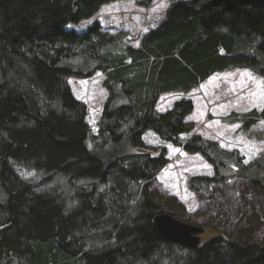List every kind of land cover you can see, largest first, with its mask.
Segmentation results:
<instances>
[{
  "label": "trees",
  "instance_id": "1",
  "mask_svg": "<svg viewBox=\"0 0 264 264\" xmlns=\"http://www.w3.org/2000/svg\"><path fill=\"white\" fill-rule=\"evenodd\" d=\"M117 1L0 0V264H264V152L245 164L196 134L192 100L157 109L161 96L234 68L264 78V3L171 0L139 47L98 22L67 29ZM96 73L107 96L94 133L69 80ZM262 121L264 107L223 119L264 143ZM148 133L211 166L189 181L201 210L153 191L169 159ZM20 168L56 185L38 187ZM161 214L190 225L209 214L211 224L190 249L158 232Z\"/></svg>",
  "mask_w": 264,
  "mask_h": 264
},
{
  "label": "rangeland",
  "instance_id": "2",
  "mask_svg": "<svg viewBox=\"0 0 264 264\" xmlns=\"http://www.w3.org/2000/svg\"><path fill=\"white\" fill-rule=\"evenodd\" d=\"M185 1V0H183ZM144 0H121L103 5L90 20L79 25H70L67 29L85 31L98 22L102 29L111 34L124 32L127 34L126 44L133 47L141 45L142 38L152 29L160 25L171 0H152L145 5ZM104 77L96 73L89 79L72 78L69 85L76 98L88 109V122L94 133L105 102L107 91L103 88ZM181 99L192 100L195 105L193 113L188 117L193 121L195 133L207 140L220 142L227 151L239 153L245 164L258 160L264 152V143L254 142L238 133L239 125H228L223 119L232 113H247L253 109L264 107V78L250 69H231L223 74H216L210 80L188 93H176L161 96L157 105L158 112L168 110L174 102ZM264 131V121L257 125ZM146 141L154 146L167 149L169 164L153 182V191L162 197H175L183 204L186 213H195L204 205L189 186V181L196 176H213L211 166L199 155H190L169 144H161L154 134L148 133ZM22 178L31 181L38 187L51 189L54 183L44 181L41 173L20 168ZM64 181H60L63 184ZM238 182L228 183V192H235ZM49 185V187H48ZM41 189V190H45ZM203 213V211L201 212ZM210 215H202L196 220L195 226L202 228L209 222ZM197 224V225H196ZM102 237L103 231L95 233Z\"/></svg>",
  "mask_w": 264,
  "mask_h": 264
},
{
  "label": "water",
  "instance_id": "3",
  "mask_svg": "<svg viewBox=\"0 0 264 264\" xmlns=\"http://www.w3.org/2000/svg\"><path fill=\"white\" fill-rule=\"evenodd\" d=\"M264 3V0H255ZM155 227L168 242L182 247L195 249L201 244L202 228L176 220L168 214H161L155 218Z\"/></svg>",
  "mask_w": 264,
  "mask_h": 264
},
{
  "label": "crops",
  "instance_id": "4",
  "mask_svg": "<svg viewBox=\"0 0 264 264\" xmlns=\"http://www.w3.org/2000/svg\"><path fill=\"white\" fill-rule=\"evenodd\" d=\"M226 73V72H225ZM193 122V121H192Z\"/></svg>",
  "mask_w": 264,
  "mask_h": 264
}]
</instances>
